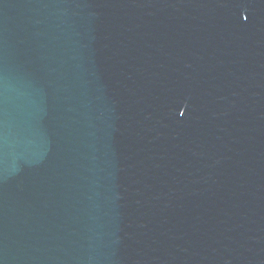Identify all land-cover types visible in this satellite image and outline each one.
Wrapping results in <instances>:
<instances>
[{
  "label": "water",
  "instance_id": "obj_1",
  "mask_svg": "<svg viewBox=\"0 0 264 264\" xmlns=\"http://www.w3.org/2000/svg\"><path fill=\"white\" fill-rule=\"evenodd\" d=\"M0 264H264V0H0Z\"/></svg>",
  "mask_w": 264,
  "mask_h": 264
}]
</instances>
